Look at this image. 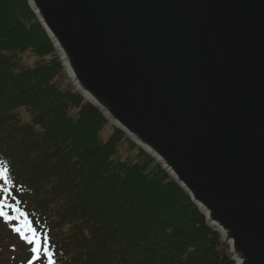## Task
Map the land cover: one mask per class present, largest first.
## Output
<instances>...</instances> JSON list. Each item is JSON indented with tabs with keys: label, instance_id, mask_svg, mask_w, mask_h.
<instances>
[{
	"label": "water",
	"instance_id": "water-1",
	"mask_svg": "<svg viewBox=\"0 0 264 264\" xmlns=\"http://www.w3.org/2000/svg\"><path fill=\"white\" fill-rule=\"evenodd\" d=\"M75 91L234 264H264V0H27Z\"/></svg>",
	"mask_w": 264,
	"mask_h": 264
},
{
	"label": "trees",
	"instance_id": "trees-1",
	"mask_svg": "<svg viewBox=\"0 0 264 264\" xmlns=\"http://www.w3.org/2000/svg\"><path fill=\"white\" fill-rule=\"evenodd\" d=\"M106 126L65 80L27 1L0 0L2 229L26 219L55 264H234L186 193L120 131L102 140Z\"/></svg>",
	"mask_w": 264,
	"mask_h": 264
},
{
	"label": "rangeland",
	"instance_id": "rangeland-1",
	"mask_svg": "<svg viewBox=\"0 0 264 264\" xmlns=\"http://www.w3.org/2000/svg\"><path fill=\"white\" fill-rule=\"evenodd\" d=\"M55 55L58 58V55L56 54V52H55ZM21 59H22V62H24V64L29 67L34 65L37 61L36 58H34L33 56L29 54L22 55ZM62 72H63V76L65 77V80L67 81V83L71 86L72 89H74L67 75L64 73V71ZM58 82L61 83V81H58ZM61 85L63 84L61 83ZM112 129H114V127L110 123L107 122V126L101 132L102 140H106L110 136ZM125 138L128 142H130L127 136H125ZM132 157H134V153L129 151L127 142H123L119 146L118 151H117V158H119L118 160L125 161V160H129V158H132ZM12 244H14V242H13V237L11 233L5 231L0 226V264H12L14 260H19L22 262L27 258L28 255L25 253V251L24 252L19 251L16 248H15V251H13V249L11 248Z\"/></svg>",
	"mask_w": 264,
	"mask_h": 264
},
{
	"label": "snow or ice",
	"instance_id": "snow-or-ice-1",
	"mask_svg": "<svg viewBox=\"0 0 264 264\" xmlns=\"http://www.w3.org/2000/svg\"><path fill=\"white\" fill-rule=\"evenodd\" d=\"M0 180H3L4 184H9L8 179V171L7 169L0 170ZM0 192L4 193V199L0 200V217H3V219L7 222L9 221L8 213L3 211V208L5 207H11V205H8L5 201L11 193L9 192L8 188H0ZM15 211L19 212V209H15ZM24 213L20 212V216H23ZM13 231L15 233H18L20 238L25 240L27 244L29 245H35L31 248V252L33 253L32 258L29 260L28 264H36V261L39 260L40 257V241L36 239V230L31 227L29 222L25 219L24 224L22 227L14 228ZM30 233V235L26 234ZM44 255L48 258V264H55V262L52 259L51 252L48 251L47 248L44 250Z\"/></svg>",
	"mask_w": 264,
	"mask_h": 264
}]
</instances>
